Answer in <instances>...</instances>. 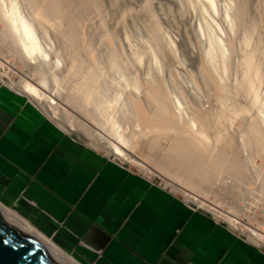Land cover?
I'll use <instances>...</instances> for the list:
<instances>
[{
	"label": "bare ground",
	"instance_id": "bare-ground-1",
	"mask_svg": "<svg viewBox=\"0 0 264 264\" xmlns=\"http://www.w3.org/2000/svg\"><path fill=\"white\" fill-rule=\"evenodd\" d=\"M93 1L94 0H80L79 2L82 6L81 8H85L88 6L90 7V5L93 4ZM199 1L203 5L204 9L208 12L212 9L218 12V1ZM18 2L20 1L0 0V40H8L10 43H8V46L11 48L12 52L17 54L24 62L30 63V65L31 63H36L43 68V72H41L42 74L40 73L41 77L38 79L34 77L30 80H26V78L21 77L19 80H10V83H7L5 80L0 78L6 86L25 96L29 95L34 99L44 102L50 101L52 95L60 94L62 89H66L65 92L67 101L73 104L83 113L91 114L93 112V120L97 122L101 129H103L108 134V138H105V141L102 142L99 137L93 135L88 125L84 124L83 122H77L79 123V125H77V120L71 121L67 118L64 119L63 115L65 116L66 114L62 115L61 113H59V111H62V109L58 104V107H51L52 114L50 115V119L55 124L63 128L67 132L73 129L77 130V127H81V131L83 132L81 134L83 135V138L90 139L92 141V146H97L104 149L107 154L113 159L127 160L130 163H133L140 167L142 166L144 168H147V160H154L157 166L172 178V180H170V182L167 181L166 184H169L176 192L182 193L186 201L197 203L201 207L210 210L211 212H213L217 219L227 221L231 227L247 234L248 237L253 242H255V244L260 247L264 246V222H257L253 217L250 216L249 219L253 220L255 223L253 222L254 224H252L250 222H245L240 218L239 210H237L236 207H231L230 210H224L220 207V205L215 204L207 199L214 183H216L222 177V174L226 171V169L228 170L230 168V170L236 173L238 172L240 175L238 173L237 174L241 177L246 174L245 168L248 169V166L240 163L239 160L236 161L237 159L232 160V162L229 161L227 159L228 157L226 158V155L224 153L226 151H222L220 150V148L218 149V145L220 143H224V146L229 148L232 146V148H234V145L236 146L237 144V142H235L230 135L227 137H223L221 127L222 124H224L223 122L227 114L230 113L231 115L234 114L235 116L236 114H238V116L239 114L246 115L247 113L252 112L253 107L261 108L259 110L260 113H257V115L247 123V132L242 136L243 141L241 143V146L244 147L245 150L247 149L246 151L248 152V155L254 156L252 155V152H254V150L256 149L254 152L256 153L257 151L255 156L263 157V155L261 154L264 150V110L262 111V109H264V95L261 96L260 93V84H262L261 82L264 80V74H262L263 72L261 66V63L263 61H261L259 57L257 58V50L250 49L251 44L249 43V38L251 37H249V33H245L246 36L244 35L245 38L243 37L244 41L242 40L243 42L246 41V47H248V43L250 44V50H243L241 48L243 50V60L241 59L240 62H243L242 65L244 66V72L242 71V74L244 73V77H242L241 80H238V82L235 83L237 84V86L235 90L236 92L234 91V93L236 94L234 98L232 97V95L230 96V90L228 88L230 86V84L228 86V83H230V71L233 67L231 68V62H227L220 57L217 60L214 59L212 65L206 63L207 60L206 62L200 63L202 65L201 72L204 73L205 78L207 77V79L210 81V84L212 83L214 86V88L211 87L214 89L212 93L214 98L213 96L212 98L214 99L213 102L217 103L214 104L212 102V104L214 105H212L213 107L211 106L210 101H208L210 106L208 105L209 107L207 106V108L204 107L205 104H203L204 108L202 106L198 108L199 106H194L193 104L186 107V105L184 104L185 102L182 99L178 98V95L177 97L176 94L170 91V89L168 88L169 85L167 84L164 77H158L157 75L153 76L152 79L146 80L144 78V81L140 80L141 78L138 77V81L136 80L137 83H135V86L132 85L133 87L131 88V90L126 91L124 94L117 91L118 93L116 94V96L114 95V99L109 98L110 102L104 103L103 101H101L103 98L101 95V88L99 86V79H101L104 74L102 73L103 67L101 69L99 65H102L103 63L100 64V61H97V59L100 58L96 57V54L98 52H94V46H92L94 44H92L90 47L86 44L87 41L85 43L84 40L78 39V37L73 38V34L70 33L68 29L63 30L65 34L67 32L68 34H70L67 35V39L69 38L68 41H76L84 50H86V53L89 57L88 60L91 59L92 61H95L93 64L95 67L91 65L92 61H90V63L89 61L84 60L88 57H84L83 59L82 56V59H80L77 56H73V54H69L72 60L65 61L64 59H62L63 57H61V55H59V53L53 49V46H50L49 43H47V34H49V29L47 28L50 23L45 28L44 25H47V23L45 22V24L44 22H42L43 18L44 20L49 19L48 22L51 21L62 25V22L64 21L63 19L66 17L67 20L65 18V21H67L68 23L66 24L68 27H71V29L72 27H77L80 24V17L77 18L75 14L67 13L66 4L68 0H27V3L30 5V7L28 5L27 8L28 13L24 10H21ZM188 2L197 3L198 0H189ZM228 2L229 1H227V4ZM242 2L243 3H239V6L236 4L238 6H236L238 8L236 9L238 15L236 17V20H238L237 25L240 26L243 25L244 22L247 23L245 20L248 19V12H250V5L248 6V0L247 2ZM102 20L99 21V25L101 26V28H105L106 23L104 22V19ZM256 22L255 25H253L254 27L258 28L259 25L256 26ZM243 27V30H245V26ZM254 27L252 26L253 29ZM63 28L67 27L64 26ZM107 30L109 31V29ZM223 30L225 29L223 28ZM259 30L261 32V30L263 29ZM41 33L42 35L47 37L45 44V40L42 41L43 37L40 36ZM159 35L158 33H156V35L154 34L153 38L155 39L156 44L160 45L161 35ZM112 39V36L106 35L105 40L107 44H111L110 42L112 41ZM232 41L233 40L231 39L229 41H223L226 42L223 43V46L230 45V47L232 46L234 48L235 44H233V42L235 41ZM252 41L253 40H251V43ZM227 42L229 44H227ZM263 48L264 47H261V50L264 53ZM115 56L112 55L108 57L110 59H114ZM142 58L143 57L140 55L139 51V54L137 53L136 55V59L137 61L141 62V60L143 61ZM3 61H5V59ZM98 62L99 65L97 64ZM0 65L4 66L1 60ZM97 65L101 69V73L99 72L100 69L96 67ZM95 68L97 70H95ZM97 71L99 72V74ZM120 75V77L123 78L122 75L124 74ZM72 76H75L77 79H73L74 77L72 78ZM67 80L70 82L72 80V82H74L71 85L67 82ZM65 82L70 84V86L67 88L64 87ZM134 82L135 79L133 83ZM122 85H120L121 88ZM46 89H48L49 91H47ZM125 90L127 89L125 88ZM51 91H54V93H51ZM244 92L247 93V96L249 94L250 97L248 96V99H250V101H247L248 99L246 100L247 102L245 100H240L241 98H239V95H241V93L243 95ZM105 100L106 99H104V101ZM190 103H188V105ZM90 105H92V108L93 106L95 108V111H91V113L88 110ZM200 105L202 104L200 103ZM186 108H191L193 110L189 109V111L191 110V112L189 113L186 112ZM253 111L255 112V110ZM261 111L263 114L261 113ZM210 114L212 115V120H210ZM253 114L255 115V113ZM68 116L69 114L67 115V117ZM209 131H211L212 134H210ZM143 147L146 148L149 153L147 154V156L141 157L142 155H139L140 153L137 150ZM222 147L223 146H221V148ZM237 147L240 148V146ZM227 160L231 163H228ZM228 164L231 166H229ZM197 192L201 193L202 196ZM0 207L5 212H7L14 220L29 229L41 241V243L64 264H82L75 257L66 252L59 245H57L52 239L39 232L31 223L20 216L17 212L6 207L1 202Z\"/></svg>",
	"mask_w": 264,
	"mask_h": 264
},
{
	"label": "crops",
	"instance_id": "crops-1",
	"mask_svg": "<svg viewBox=\"0 0 264 264\" xmlns=\"http://www.w3.org/2000/svg\"><path fill=\"white\" fill-rule=\"evenodd\" d=\"M0 202L82 264H264V248L0 81Z\"/></svg>",
	"mask_w": 264,
	"mask_h": 264
},
{
	"label": "rangeland",
	"instance_id": "rangeland-1",
	"mask_svg": "<svg viewBox=\"0 0 264 264\" xmlns=\"http://www.w3.org/2000/svg\"><path fill=\"white\" fill-rule=\"evenodd\" d=\"M18 1H20L18 2V4L21 10H24L28 13L27 8L29 4L27 3V0H18ZM70 1L71 0H68L66 4L67 6L66 11L67 13L75 14L77 18L80 17L79 18L80 24L77 27H72L71 29V27L67 26L68 23L67 21H65L66 17L63 19L64 20L62 22L63 26L59 25V23L57 24L51 21L48 22L49 19L44 20L43 18L42 22L47 23V25H44V27L46 28V26H48L49 23H50L49 26H51V27L48 26L47 28L49 29L48 31L49 34H47L49 39L46 36L42 35V33L40 34V36L45 38V39L42 38V41L45 40L44 44L46 43V38H47V43H49L50 46H53V49L57 51L59 55L63 57L62 59H64L65 61L72 60L69 54L70 55L73 54V56H77L80 59H82V56L83 59L84 57L85 58L88 57V54L86 53V50H84L80 46V44H78L76 41L74 42H71V40L68 41L69 38L67 39V35L70 34H68V32L65 34L63 30L68 29L69 32L73 34L74 36L73 38L78 37V39L84 40L85 43L87 41L86 44L90 47L92 44H94L92 45L94 46L93 47L94 52L96 53L98 52L96 54V57L101 59V60L97 59V61L99 60L100 64L103 63L102 65H99V62L97 63L101 67V69L103 67L102 69L103 72L101 71L98 65L96 67L100 69L99 70L100 73L101 72L104 73L103 74L104 78L101 77V79H99L100 80L99 86L101 88V92H102L101 95L103 98L101 101H103L104 103L110 102L109 98L114 99V97L118 92L124 94L126 91L131 90V88L135 86V83H137L136 80L138 81L137 79L138 77L141 78L140 80L144 81L145 79L146 80L152 79L153 76L157 75L158 77L159 76L164 77L167 84L169 85L167 86L170 89V91L176 94V96L178 95L179 97L178 96L177 97L185 102L183 103L186 105V107L193 104L194 106H199L198 108H200L201 106L203 107V104L206 105L207 103L206 106L204 105V107L207 108V106L209 105L208 101L211 102V106L213 105L212 102L214 100L213 99L214 96L212 93L214 90L213 89L214 86L212 83H211L212 85L210 84V81L207 79V77L205 78L204 73L201 72L202 65L200 63L206 62L207 60L206 63L212 65L214 59L217 60L220 57L223 60H226L227 62H231V68L233 67L230 71V76H229L230 83H228V86L229 84L230 86L228 88L230 90V96L232 95V97L234 98L236 95L234 91L236 90V86H237V84L235 83H237L238 80H241V78L244 77V73L242 74V71L244 70V66L242 65L243 62L242 63L240 62L242 59V53L244 49L257 50L256 51L257 52L256 55H258L257 58L259 57V59L263 61L261 63V66L263 72L262 74H264V53L261 50V47H264L263 45L264 28H262L264 27V0H248V6L250 5L249 6L250 12H248L249 16L247 17L248 19L245 20L247 23L244 22L243 25L241 26L237 25L238 20H236V17L238 15L236 9H238L237 7L240 5L239 4L240 2L241 3H243L242 1L247 2V0H225V1L216 0L218 1L217 2L219 7L218 12L214 9L208 12L207 10L204 9L203 5L200 3L199 0L197 3L188 2L189 0H98V1L94 0L92 2L93 4L90 5L91 8L89 6L85 8H81L82 6L80 5L79 2L80 0H72L71 1L72 3ZM227 1H229L228 4ZM78 7L81 9H79ZM100 18L104 19V22L106 23L105 28L106 27L107 28L105 29L102 27L104 30L99 25V21L102 20ZM217 19L220 20L218 21ZM255 22H256V26L259 25V27L261 26L262 27L261 28L254 27ZM64 26L67 28H63ZM243 26H245V30L248 31L243 30L244 28ZM252 26L254 27V29L252 28ZM222 27L225 30H223ZM107 29H109V31ZM259 29H263V30H261L260 32ZM156 33H158V35L159 34L161 35V36L159 35L161 37L160 45L156 44V41L153 38L154 34L156 35ZM245 33L246 34L249 33L248 35L249 37H251L249 38L250 39L249 43L251 44V46L248 43V47H246L245 45L246 41L243 42L245 38L244 35L246 36ZM104 34L113 37L112 41L110 42L111 44H107L105 40L106 35ZM230 39L235 41V42L232 41L233 44H235L234 47L235 49L232 46L230 47V45L223 46L224 45L223 43H226L223 41L225 40L229 41ZM251 40H253L252 43ZM218 41L219 43L221 41L222 42L219 44ZM8 43L9 41L6 39L5 41L0 40V60L4 64V66L0 65V78L5 80L7 83H10V80H19L21 77L26 78V80H30L34 77L36 79L40 78L41 77L40 73L43 72L42 71L43 68L37 65L36 63L35 64L31 63L30 65V63L24 62L17 54L11 51V48L8 46ZM227 44L229 43L227 42ZM249 46L251 47L250 49ZM139 51H140V55L143 57L142 58L143 61L141 60V62L137 61L136 59V55L137 53L139 54ZM218 54L219 55L222 54V55L219 56ZM112 55L114 56L116 55L114 59L112 58L110 59L108 57ZM4 59L5 61H3ZM88 59L89 57L84 60L85 61L87 60L89 62L92 61L91 59L90 60ZM94 62L95 61H92V63L90 62L91 65H93ZM118 67H121L122 69ZM95 70L97 69L95 68ZM120 74H124L126 80L124 78V75H122L123 78H121ZM72 78L77 79L75 76H72ZM134 79L135 82L133 83ZM67 82L72 85L74 81L72 82L71 80L70 82L67 80ZM68 83L65 82L64 87L66 88L69 87L70 84ZM261 83L262 84H260V93L262 96L264 95V80ZM120 85H122V88ZM125 88L127 90H125ZM46 90L49 91L48 89ZM65 91L66 89L65 90L62 89L60 94L52 95L50 101L48 102L34 99L29 95L26 96L27 97L29 96L28 97L29 100L33 102V104L37 108L42 110L43 113L49 118L50 115L52 114L51 107L52 106L58 107V105H60L62 111H59V113H61L62 115L66 114L65 116L63 115L64 119L67 118L68 120L71 121L77 120L76 123L83 122L84 124L89 126L93 135L99 137L102 142L105 141V138H108V134L103 129H101V127L97 124V122H95L92 118L93 112L91 113V111H95L94 106L93 108L92 105L89 106L88 110L91 114L83 113L77 107H75L73 104L67 101ZM51 93H54V91H51ZM241 95H239V98H241L240 100L242 101L244 100L246 101L250 97L249 94L248 97L247 93L245 92L242 96ZM104 99L106 100L104 101ZM247 101H250V99H248ZM188 103L190 104L188 105ZM200 103L202 105H200ZM213 103L216 104L217 102H213ZM257 108L259 107H253L252 112H250L251 110L248 111L250 113H247L246 114L247 116L245 114H244L245 116L241 114H239V116L238 114H236L235 116L234 114L231 115L229 113L227 114L228 117L227 116H226L227 118L225 117L223 122L224 124H222L221 127L223 137L224 136L227 137L230 135L234 139V141L237 142V144L236 146L234 145V148H232L233 146L229 148L224 146V143L223 144L218 143L219 144L218 149L220 148V150L226 151L224 153L226 155V158L228 157L227 159L229 161L232 162V160L237 159L236 161L239 160L240 163L248 166L249 170L245 168L246 174L243 173L244 175L241 177L239 176L240 174L238 172L237 173L239 175L236 172L230 170V168L228 167L229 169L228 170L226 169V171L222 174V177L216 183H214L213 187L210 190L209 196L207 197V199H209L215 204L220 205V207L223 208L224 210H230L231 207H236L237 210H239L240 218L243 221L250 222L252 224H254L255 222L253 220H250L249 216L253 217L257 222L260 223L264 222V187H263L264 186V150L261 154L263 155V157L255 156L257 153V151L256 153H254L256 149L254 150V152H252V155H254L255 157L250 156L246 151L247 149L245 150L244 147L241 146V143L243 141L242 140L243 134L247 132V123L250 122L251 119H253L254 116L257 115V113H260L259 110L261 108L259 109ZM189 109L191 108L188 109L186 108V112L190 113L191 110H193L191 109L189 111ZM253 110H255V112ZM263 110L264 109H262V111ZM253 113H255V115ZM68 114L69 116L67 117ZM212 119L213 118L211 115L210 120ZM77 125H79V123H77ZM79 130L81 131L82 128L77 127V130L73 129L68 132L72 134L80 142L87 144L93 148H96L97 150H100L103 154L109 156L104 149L97 146H92L91 145L92 141L88 138L87 139L83 138V135L81 134L83 132L82 131L80 132ZM209 133L212 134L211 131H209ZM221 146L223 147L221 148ZM237 146H240V148H238ZM137 151L140 153L139 154L137 152L139 155H142L141 157L147 156V154L149 153L144 147L138 149ZM249 156L252 157L253 159L250 158ZM115 160L121 163H125L129 168H132L136 172H140L141 174L147 175L149 178H152L156 182L160 183L161 185L165 186L169 190L173 191L174 193L185 199L182 193L176 192L169 184L168 185L166 184V182L167 181L170 182L172 178L169 175H167L165 172H163L157 166L154 160L153 161L147 160V168H144L142 166L140 167L138 165L128 162L127 160H122V159L121 160L115 159ZM229 161L228 163H231ZM198 194L202 196L201 193ZM225 222L228 223L227 221ZM237 232L242 234L244 238L249 239L253 244H255V242H253L248 237L247 234L239 230ZM262 247L264 248V246Z\"/></svg>",
	"mask_w": 264,
	"mask_h": 264
},
{
	"label": "water",
	"instance_id": "water-1",
	"mask_svg": "<svg viewBox=\"0 0 264 264\" xmlns=\"http://www.w3.org/2000/svg\"><path fill=\"white\" fill-rule=\"evenodd\" d=\"M0 229L22 245L13 249L0 243V264H64L29 229L14 220L1 207ZM2 238L0 235V239Z\"/></svg>",
	"mask_w": 264,
	"mask_h": 264
},
{
	"label": "built area",
	"instance_id": "built-area-1",
	"mask_svg": "<svg viewBox=\"0 0 264 264\" xmlns=\"http://www.w3.org/2000/svg\"><path fill=\"white\" fill-rule=\"evenodd\" d=\"M1 82H2V80H0ZM3 83V82H2ZM114 161H116L118 164H120L121 166H123V167H128L125 163H121V162H119V161H117V160H115V159H113ZM190 205H191V208L192 209H194V210H205V211H208L209 213H211L212 215H213V217L217 220V221H221V222H224V223H226L225 221H223V220H220V219H217L215 216H214V214H213V212H211L210 210H208V209H206V208H204V207H201L200 205H198L197 203H194V202H188ZM229 227H230V229L232 230V232H234L235 234H237V235H239L240 237H242L243 239H245V240H247V241H250L249 239H246V238H244V236L242 235V234H240V233H238L237 231V229H235V228H233V227H231L228 223H226ZM251 242V241H250ZM256 246H258L257 244H255ZM260 247V246H259ZM262 247V246H261Z\"/></svg>",
	"mask_w": 264,
	"mask_h": 264
},
{
	"label": "snow or ice",
	"instance_id": "snow-or-ice-1",
	"mask_svg": "<svg viewBox=\"0 0 264 264\" xmlns=\"http://www.w3.org/2000/svg\"><path fill=\"white\" fill-rule=\"evenodd\" d=\"M0 235L3 236V238L0 239V243H2L3 245L10 246L13 249L22 247V245L18 244L12 236L4 234L3 229H0ZM35 246L38 247V245Z\"/></svg>",
	"mask_w": 264,
	"mask_h": 264
}]
</instances>
